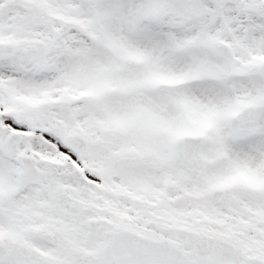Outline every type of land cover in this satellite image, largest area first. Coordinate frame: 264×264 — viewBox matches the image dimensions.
I'll list each match as a JSON object with an SVG mask.
<instances>
[{
    "label": "snow or ice",
    "instance_id": "snow-or-ice-1",
    "mask_svg": "<svg viewBox=\"0 0 264 264\" xmlns=\"http://www.w3.org/2000/svg\"><path fill=\"white\" fill-rule=\"evenodd\" d=\"M0 264H264V0H0Z\"/></svg>",
    "mask_w": 264,
    "mask_h": 264
}]
</instances>
